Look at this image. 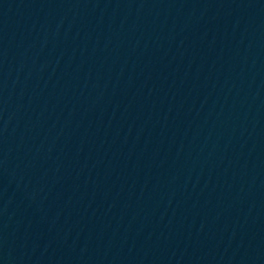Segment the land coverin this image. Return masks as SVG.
I'll use <instances>...</instances> for the list:
<instances>
[{"label":"water","instance_id":"95a60500","mask_svg":"<svg viewBox=\"0 0 264 264\" xmlns=\"http://www.w3.org/2000/svg\"><path fill=\"white\" fill-rule=\"evenodd\" d=\"M0 264H264V0H0Z\"/></svg>","mask_w":264,"mask_h":264}]
</instances>
